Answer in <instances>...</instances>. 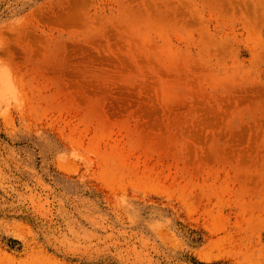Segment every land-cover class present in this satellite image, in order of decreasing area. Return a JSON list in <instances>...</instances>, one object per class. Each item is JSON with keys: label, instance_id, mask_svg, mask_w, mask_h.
<instances>
[{"label": "rangeland", "instance_id": "1", "mask_svg": "<svg viewBox=\"0 0 264 264\" xmlns=\"http://www.w3.org/2000/svg\"><path fill=\"white\" fill-rule=\"evenodd\" d=\"M0 41V264H264V0H0Z\"/></svg>", "mask_w": 264, "mask_h": 264}, {"label": "clouds", "instance_id": "2", "mask_svg": "<svg viewBox=\"0 0 264 264\" xmlns=\"http://www.w3.org/2000/svg\"><path fill=\"white\" fill-rule=\"evenodd\" d=\"M4 43L0 41V51L4 50ZM24 94L16 82L15 74L6 58L0 57V119L6 118L15 110L22 111Z\"/></svg>", "mask_w": 264, "mask_h": 264}]
</instances>
